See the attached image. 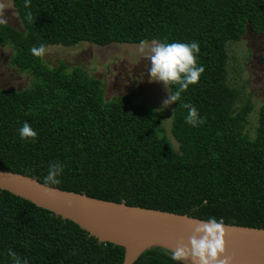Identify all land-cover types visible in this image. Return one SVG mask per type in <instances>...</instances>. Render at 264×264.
<instances>
[{"label": "trees", "instance_id": "16d2710c", "mask_svg": "<svg viewBox=\"0 0 264 264\" xmlns=\"http://www.w3.org/2000/svg\"><path fill=\"white\" fill-rule=\"evenodd\" d=\"M24 30L0 25V47L32 76L22 90H0V168L101 200L264 229V106L255 137L245 131L253 106L239 109L228 84L227 44L248 28L264 34V0H12ZM31 13V21L26 17ZM199 42V83L173 104L172 135L164 116L129 97L105 98V87L81 68L51 67L32 47L107 46L144 40ZM261 61L264 66V42ZM174 90V88H173ZM191 103L205 123L185 122ZM27 122L38 133L22 140ZM27 264H124L125 248L101 243L75 222L0 190V264L8 250ZM151 248L134 264H178ZM180 264H183L180 262Z\"/></svg>", "mask_w": 264, "mask_h": 264}, {"label": "rangeland", "instance_id": "374dc122", "mask_svg": "<svg viewBox=\"0 0 264 264\" xmlns=\"http://www.w3.org/2000/svg\"><path fill=\"white\" fill-rule=\"evenodd\" d=\"M6 5L7 25L23 31V25L12 0H0ZM264 34H255L249 28L239 41L227 44L228 84L238 90L236 108L250 101L253 109L249 114L245 131L253 138L256 135L259 112L264 106V66L261 61ZM139 44L113 43L98 46L79 43L72 47L47 46L43 57L51 67L60 64L70 70L81 68L90 79L100 80L105 87L107 101L129 97L133 104L147 106L164 116L165 134L175 149L178 144L172 135L173 104L167 108L162 102L167 97L163 84L151 82L147 69L149 61L138 51ZM12 49L0 47V90H22L32 82V76L21 72L11 64Z\"/></svg>", "mask_w": 264, "mask_h": 264}, {"label": "water", "instance_id": "95a60500", "mask_svg": "<svg viewBox=\"0 0 264 264\" xmlns=\"http://www.w3.org/2000/svg\"><path fill=\"white\" fill-rule=\"evenodd\" d=\"M0 190L75 222L101 243L124 247V264H134L151 248L174 250L179 241H187L196 223L205 221L46 186L36 178L3 168ZM223 224L226 253L233 257V264H264V229Z\"/></svg>", "mask_w": 264, "mask_h": 264}, {"label": "clouds", "instance_id": "9594fccd", "mask_svg": "<svg viewBox=\"0 0 264 264\" xmlns=\"http://www.w3.org/2000/svg\"><path fill=\"white\" fill-rule=\"evenodd\" d=\"M24 6L29 8L30 0H25ZM5 10L6 5L0 3V25L8 22ZM26 18L31 21V13H28ZM46 51L44 44L30 49L31 55L37 58H43ZM138 51L149 61L147 74L150 81L163 84L167 91V97L162 102L163 108L180 101L182 93L186 92L190 86L198 84L205 71L197 61L200 52L199 42L167 43L155 39L144 40L140 42ZM180 107L187 110L185 122L188 125L197 127L206 122L200 117L198 109L193 104L181 103ZM18 134L22 140L32 142H35L38 135L27 122L18 129ZM63 171L64 166L61 163L50 164L44 184L46 186L58 185ZM8 255L12 259V264H27L26 260L22 261L21 257L11 249L8 250ZM169 255L178 264L180 262L188 264L189 261L191 264H233V257L226 253L224 224L215 218L196 223L187 241H179Z\"/></svg>", "mask_w": 264, "mask_h": 264}]
</instances>
